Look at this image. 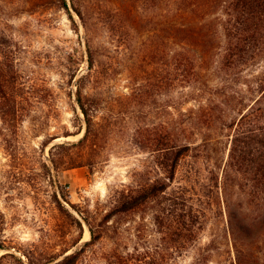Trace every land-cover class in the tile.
I'll return each mask as SVG.
<instances>
[{
	"label": "rangeland",
	"instance_id": "rangeland-1",
	"mask_svg": "<svg viewBox=\"0 0 264 264\" xmlns=\"http://www.w3.org/2000/svg\"><path fill=\"white\" fill-rule=\"evenodd\" d=\"M77 3L81 4L82 18L69 0L67 9L41 6L30 12L24 10L23 0H0V29L10 36L7 44L13 53L9 62L18 74L15 88L18 87L23 114L14 128L0 120V264H32L29 260L38 262L66 249L68 253L79 250L90 240L89 228V237L83 239L87 223L61 197V191L90 218L96 235L74 264H102V251L115 247L123 251V246L129 252L140 253L147 264L151 252L160 244L152 209L144 205L129 212L117 211L118 196L112 195L123 185H134L138 173L144 170L142 162L148 153L129 142L133 127L168 125L172 115L177 117L179 111L197 102L188 100L171 106L172 97L176 101L180 98V89L169 90L164 79L155 80L157 73H153L137 74L134 79L135 85L146 84L149 97L127 103L123 96L131 93L133 85L122 64L128 63V56L123 58L121 46L116 51L118 36L108 28L127 23L120 14L110 16V10L122 12L119 3ZM141 6H134L133 10L139 8L144 14H152L150 1ZM164 9L162 5L161 10ZM87 43L93 57L91 69ZM259 69L244 67L236 76V86L249 93L245 82ZM161 72L160 78L165 74L164 70ZM82 74L86 75L82 92L98 102L92 112L93 128L97 131L95 144L88 140L81 145L50 150L56 143L77 142L85 134V121L75 98L76 79ZM145 76L149 77L146 81ZM218 81L214 75L208 85ZM203 95L206 98L208 94ZM66 133L71 139H64ZM208 135L204 129L193 137L200 141ZM51 137L60 139L44 146L43 142ZM219 139L221 142L209 150L188 152L177 166L174 178L168 181L167 192L173 198L182 187L191 184V192L199 196L191 203L206 212L196 242L186 247L173 264H190L193 256L208 249L213 251L208 264L232 259L224 203L219 187L210 179L211 169L215 170L214 175L220 174L218 166L227 156V136ZM51 157L57 161V168ZM42 160L49 165L50 173L43 168ZM71 161L76 164L65 168ZM55 194L81 221V235L71 216L57 207Z\"/></svg>",
	"mask_w": 264,
	"mask_h": 264
},
{
	"label": "trees",
	"instance_id": "trees-1",
	"mask_svg": "<svg viewBox=\"0 0 264 264\" xmlns=\"http://www.w3.org/2000/svg\"><path fill=\"white\" fill-rule=\"evenodd\" d=\"M72 8L82 18L81 4L69 0ZM80 0H78L79 2ZM119 3V9L110 10L111 17L122 15L127 23L109 25L118 36V49L122 47L121 63L125 70L131 93L123 98L127 103L147 99L150 92L145 83H136L138 74H155V80L164 79V85L173 91L179 88L180 98H171V106L182 101L197 103L187 110L171 116L168 125H136L129 134V142L139 149H146L148 157L142 162L144 170L138 173L134 185L116 189V208L129 212L147 205L152 209L156 233L160 244L151 252L147 264H173L186 247L196 242L198 229L206 218V212L194 208L191 200L198 193L193 186L182 187L171 197L168 181L174 178L180 161L192 150H209L227 136V156L218 166L220 174L210 179L219 187L226 216L227 231L233 256L224 258L221 264H264V0H109ZM146 1L152 3V14H144L139 8ZM24 10L33 11L41 6L67 9V0H23ZM134 5V6H133ZM165 6L164 11L161 10ZM26 8V9H25ZM118 9V8H117ZM18 8H16V11ZM9 34L0 29V120L15 126L21 118L18 79L14 66L9 62L13 51L8 49ZM88 68L93 66L89 43L86 44ZM155 64V65H153ZM157 64L159 66H157ZM162 65V66H160ZM260 67L245 82L247 91L236 86V76L242 69ZM161 70L165 71L163 77ZM219 81L208 85L212 76ZM145 81L149 78L145 76ZM86 75L76 79L75 98L85 121V134L77 142L56 143L57 147H73L97 138L93 128V110L98 102L82 92ZM131 79L133 81L131 82ZM146 86V87H144ZM188 90V91H187ZM203 94H208L205 98ZM129 105V104H128ZM131 113L133 110L130 111ZM128 127V126H126ZM207 129L208 136L194 140L197 131ZM15 132V131H14ZM65 135H68L67 133ZM53 138L43 142L50 143ZM54 168L57 161L51 157ZM47 173L50 167L42 160ZM79 163V162H77ZM69 162L65 168L73 167ZM152 175V177H148ZM189 192V194H188ZM75 208L88 225L90 240L81 249L67 253L69 249L50 255L43 261L29 260L32 264H74L84 247L96 239L90 218ZM57 207L75 221L81 235V221L56 197ZM246 203V204H244ZM253 205V207H251ZM80 238V236H79ZM78 238V239H79ZM78 242V240L76 241ZM102 251V264H145L140 253L129 252L123 246ZM135 249V248H134ZM67 253V254H66ZM212 250L198 253L190 264H208Z\"/></svg>",
	"mask_w": 264,
	"mask_h": 264
},
{
	"label": "bare ground",
	"instance_id": "bare-ground-1",
	"mask_svg": "<svg viewBox=\"0 0 264 264\" xmlns=\"http://www.w3.org/2000/svg\"><path fill=\"white\" fill-rule=\"evenodd\" d=\"M81 134H78L77 136L79 137ZM62 138V137H61ZM71 139L70 138V136H68V137H64V139ZM58 139H60V138H55V139H53V141H56V140H58ZM53 141H51V142H53ZM89 237V232H88V227L87 226H85L84 227V234H83V239H87Z\"/></svg>",
	"mask_w": 264,
	"mask_h": 264
},
{
	"label": "water",
	"instance_id": "water-1",
	"mask_svg": "<svg viewBox=\"0 0 264 264\" xmlns=\"http://www.w3.org/2000/svg\"><path fill=\"white\" fill-rule=\"evenodd\" d=\"M69 135H70V134H68V135H64V137H68ZM53 139H55V138H53ZM68 252H69V251H68ZM68 252H67V253H68ZM67 253H66V254H67Z\"/></svg>",
	"mask_w": 264,
	"mask_h": 264
}]
</instances>
